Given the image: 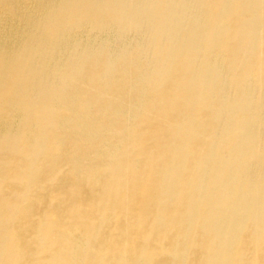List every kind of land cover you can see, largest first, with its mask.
Masks as SVG:
<instances>
[{"label": "bare ground", "instance_id": "6f19581e", "mask_svg": "<svg viewBox=\"0 0 264 264\" xmlns=\"http://www.w3.org/2000/svg\"><path fill=\"white\" fill-rule=\"evenodd\" d=\"M0 264H264V0H0Z\"/></svg>", "mask_w": 264, "mask_h": 264}]
</instances>
